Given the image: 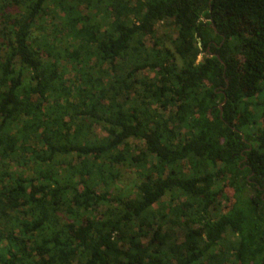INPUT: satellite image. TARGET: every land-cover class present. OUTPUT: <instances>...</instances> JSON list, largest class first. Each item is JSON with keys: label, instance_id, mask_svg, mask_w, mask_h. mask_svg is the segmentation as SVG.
Returning a JSON list of instances; mask_svg holds the SVG:
<instances>
[{"label": "trees", "instance_id": "trees-1", "mask_svg": "<svg viewBox=\"0 0 264 264\" xmlns=\"http://www.w3.org/2000/svg\"><path fill=\"white\" fill-rule=\"evenodd\" d=\"M0 264H264V0H0Z\"/></svg>", "mask_w": 264, "mask_h": 264}, {"label": "rangeland", "instance_id": "rangeland-1", "mask_svg": "<svg viewBox=\"0 0 264 264\" xmlns=\"http://www.w3.org/2000/svg\"><path fill=\"white\" fill-rule=\"evenodd\" d=\"M43 26H44V29L45 30L43 31V33L40 32L41 35L42 34H44V35H46V34H53L55 32V28L59 26V22H58V20H54L51 16H48L46 18V21L43 24ZM156 29H157L156 31H157V34L158 35H161L163 33H166V35H168L170 37H173V33H172V31L170 29H168L166 31L162 30L159 27H157ZM145 40H146L145 41L146 43L150 44V41L151 40H149L148 38H146ZM199 59H200V57H199ZM72 73L73 72L71 71V69L70 68H67V73H66L67 76H66V78L67 79H72L73 78V74ZM138 76L140 78H143L145 76L146 77L148 76L149 78L152 77V75L149 72H141V73H139ZM166 113L168 114V112H165L164 114H166ZM92 132L98 138H103L106 135L105 132H104V130L100 126H94L93 129H92ZM130 143H131L132 147H134V144H138V142L132 141V140L130 141ZM76 161H77L76 158L73 157V159H72L73 164H76ZM10 169L13 170V171L16 170L15 165L14 164H11L10 165ZM135 175H136V173H135V169L133 167L132 168H130V167H128V168H121L120 169V176H121V178H119V181L121 183H119V185H122L121 187L123 189H126V190L129 189V188H131V184L135 180L134 179Z\"/></svg>", "mask_w": 264, "mask_h": 264}]
</instances>
